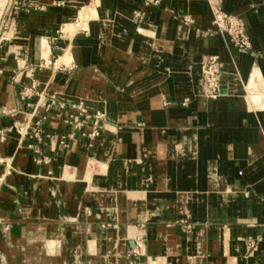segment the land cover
Instances as JSON below:
<instances>
[{
    "label": "crops",
    "instance_id": "1",
    "mask_svg": "<svg viewBox=\"0 0 264 264\" xmlns=\"http://www.w3.org/2000/svg\"><path fill=\"white\" fill-rule=\"evenodd\" d=\"M36 1L46 11L11 22L1 57L27 47L45 62L41 90L103 109L106 124L90 143L57 102L7 115L4 83L0 264H264V0H222L247 50L214 31L206 0ZM210 54L223 63L215 98L203 93ZM39 114L48 136L33 132Z\"/></svg>",
    "mask_w": 264,
    "mask_h": 264
},
{
    "label": "rangeland",
    "instance_id": "2",
    "mask_svg": "<svg viewBox=\"0 0 264 264\" xmlns=\"http://www.w3.org/2000/svg\"><path fill=\"white\" fill-rule=\"evenodd\" d=\"M3 4L4 0H0V45H3L7 41L8 35H12V21L18 23L20 19H26L32 14L46 11L45 7H43V4L37 2L36 0H7L1 12ZM181 15L182 14L180 13H176L174 14V17L178 21L182 22ZM131 16V20L133 21L137 29L144 20V15L136 18L134 13ZM82 29H84V27L81 24L79 27V31H82ZM60 34L61 33L58 30L56 35L59 37ZM3 41L5 42L3 43ZM27 50L28 48L26 47L23 51V55H20L18 53H10L12 59V62L10 63L7 62L6 56L1 57L0 55V93L6 95L7 93L4 87V83L10 84L12 86V93L15 99L14 102L15 104H17L16 107L4 109V112H6L7 115L19 114V101L20 103L24 104L22 105L24 108H32L35 103L39 104L43 109V112L45 113L52 108V105L55 102H57L62 105L66 111L69 110V108L73 111V114H71L69 117L70 121L65 123V125H67L69 129L71 128L73 130H78L80 132L79 135L86 137L87 140L90 141V143L91 141L95 142V140L100 136L101 131L104 129V126L106 124V118L103 116V109L93 111L91 108H88V103L86 101H83L81 99L77 101H66L63 99H59L53 94H48L44 90H41L39 86V80L36 77V73L38 70L44 69L45 62L43 59L32 62ZM52 62H54V60ZM50 66H53V64H51ZM63 72H70V70H63ZM42 100H45L43 104L41 103ZM36 116L37 118L34 126L36 122L39 121V124H37V130L38 128L41 129L39 134L48 136L49 134L45 133V131L41 128L42 122L45 121L44 115L40 116L39 114ZM70 136V133L60 136L61 139L59 140V142L62 146H64V148L68 147L67 139L70 138ZM75 137L76 136H73L72 139H74ZM56 138L57 137L54 136V139ZM36 158H39V156L36 155ZM179 220L178 222H181ZM181 223L184 224V222ZM129 225H135V223L133 224V222H128L125 224L126 227ZM136 226L140 231H143L142 237L138 236V239H145V225L143 223H140L139 225L136 224ZM250 240L253 239H248L246 242L248 246V254H250L256 247V240H254L253 246H249Z\"/></svg>",
    "mask_w": 264,
    "mask_h": 264
},
{
    "label": "built area",
    "instance_id": "3",
    "mask_svg": "<svg viewBox=\"0 0 264 264\" xmlns=\"http://www.w3.org/2000/svg\"><path fill=\"white\" fill-rule=\"evenodd\" d=\"M213 17L214 31L224 38L226 44L237 50H247L250 48V43L245 30L244 21L233 14L227 13L222 8V0H206ZM160 0H144V6L147 5H157ZM144 10L141 9L135 12V17H141L144 15ZM181 20L187 25H193L195 23L194 18L189 14L181 15ZM200 33L206 34V32L201 31ZM222 61L218 54H210L204 57L202 64V83H203V93L208 98H215L220 92V74L222 72ZM36 122L33 127V132L37 135L40 129L37 130ZM95 133V132H94ZM46 158L42 157V160ZM41 161L40 158L37 159ZM0 175V187L4 183V179ZM254 245V240L249 241V246Z\"/></svg>",
    "mask_w": 264,
    "mask_h": 264
},
{
    "label": "bare ground",
    "instance_id": "4",
    "mask_svg": "<svg viewBox=\"0 0 264 264\" xmlns=\"http://www.w3.org/2000/svg\"><path fill=\"white\" fill-rule=\"evenodd\" d=\"M5 41H3V43H4ZM45 53V52H44ZM44 53H43V55H44ZM46 54V53H45ZM47 55H45V57H46ZM49 58V57H48ZM203 61H204V59H202V61H201V73H203V67H202V64H203ZM58 63V62H57ZM223 64V63H222ZM222 68H223V65H222ZM223 70V69H222ZM221 74H222V72H221ZM221 74H220V76H221ZM1 188V187H0Z\"/></svg>",
    "mask_w": 264,
    "mask_h": 264
},
{
    "label": "water",
    "instance_id": "5",
    "mask_svg": "<svg viewBox=\"0 0 264 264\" xmlns=\"http://www.w3.org/2000/svg\"><path fill=\"white\" fill-rule=\"evenodd\" d=\"M6 1H7V0H4V4H3V7H2V9H1V12H2L4 6H5ZM0 15H1V13H0Z\"/></svg>",
    "mask_w": 264,
    "mask_h": 264
}]
</instances>
